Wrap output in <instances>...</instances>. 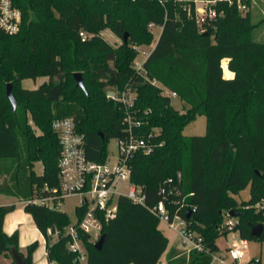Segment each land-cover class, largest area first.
<instances>
[{
	"label": "trees",
	"instance_id": "1",
	"mask_svg": "<svg viewBox=\"0 0 264 264\" xmlns=\"http://www.w3.org/2000/svg\"><path fill=\"white\" fill-rule=\"evenodd\" d=\"M12 1L23 16L17 33L0 30V160L16 165L0 193L26 201L57 185L56 118L73 117L85 134L88 156L104 160L109 140L126 132L124 107L106 93L110 87L126 89L135 93L133 112L142 122L135 132L152 144L131 158V181L143 187L146 201L119 198L115 217L104 227L102 249L86 243V264H158L169 244L153 211L160 201L206 245L189 253L172 247L168 264H211L220 251L217 239L232 231L247 241H264V211L257 207L264 199V42L253 37L264 18L252 22L251 0H244L245 11L237 0L211 3L218 15L205 29L196 20V0ZM111 10L124 16L113 17ZM155 26L161 27L157 39ZM106 28L122 39L128 31V41L112 44L101 34ZM81 31L88 34L85 40ZM151 45L137 68L142 47ZM224 61L230 77L224 76ZM75 72L82 73L86 89L77 85ZM40 76L48 80L36 88L21 85ZM8 83L19 104L15 111ZM173 93L188 104L185 110L173 105ZM199 115L207 118L206 132L186 135L185 127ZM36 162L43 164L41 173ZM248 186L249 198L238 201L234 195ZM14 208L0 205V256L19 250L18 231H4ZM25 210L46 238L50 262L82 264L68 247L69 236L51 241L48 233L65 229L71 222L67 212L40 204H26ZM227 218L235 223L227 226ZM257 224L263 231L254 236ZM37 247L35 241L21 251L26 264H33ZM250 262L264 264L261 258Z\"/></svg>",
	"mask_w": 264,
	"mask_h": 264
},
{
	"label": "built area",
	"instance_id": "2",
	"mask_svg": "<svg viewBox=\"0 0 264 264\" xmlns=\"http://www.w3.org/2000/svg\"><path fill=\"white\" fill-rule=\"evenodd\" d=\"M217 0H201L205 5L199 7L196 3L195 15L200 25L215 18L218 12L211 6ZM231 1V0H230ZM197 2V0H196ZM232 2V1H231ZM239 9L245 11L248 5L244 0H237ZM22 11L12 0H0V30L17 33L21 28ZM85 40L88 34L80 32ZM147 58L149 52L141 50ZM145 61V60H144ZM135 61V66L141 68L143 62ZM107 98L118 101L125 109V135L117 139V151L112 157L107 155L104 160L91 159L87 154L85 134L77 129L73 117L56 118L53 128L60 136L61 148L58 156L57 185L46 187V193L26 200V204H40L49 208L61 209L65 199L76 197V221H71L63 231L48 229V233L57 239L62 235L69 236V249L78 253L82 264L87 262L86 243L95 244L104 233V227L113 219L118 210V200L127 196L135 203L145 204L146 195L143 187L131 181V158L139 150H149L151 142L135 129L142 122L133 112L135 93L128 90H118L110 87ZM175 96V93H173ZM264 211V199L257 204ZM153 211L160 222L173 228L181 241L183 249L189 253L193 250L205 251L203 236L188 227L187 220L179 214L173 217L164 201H160ZM235 218H227V226H232ZM248 251V241L242 239L240 243L229 246L225 252L214 253L213 261L219 264H254L244 260ZM52 264H58L52 262Z\"/></svg>",
	"mask_w": 264,
	"mask_h": 264
},
{
	"label": "rangeland",
	"instance_id": "3",
	"mask_svg": "<svg viewBox=\"0 0 264 264\" xmlns=\"http://www.w3.org/2000/svg\"><path fill=\"white\" fill-rule=\"evenodd\" d=\"M197 5L199 7L205 5L204 2H201V0H197ZM110 13L113 15V17H123L124 14L120 13L119 11L111 10ZM250 13L252 17V21L254 23H257L261 21L264 18V0H251V6H250ZM127 17V16H125ZM202 29H205V24H203ZM156 39L159 37L161 33V27L155 26L153 28ZM261 32L262 38L258 36V33ZM101 34L104 36L105 39H107L109 42H111L114 45H119L122 43L123 39L121 36L115 34L111 29L106 28L102 30ZM255 40L264 41V22L260 23L256 30H255ZM153 46L148 47H142L146 50H151ZM145 55L142 51H140L138 57L136 58V61L141 62L144 59ZM48 80L47 76H40L37 79H30L26 78L21 80V85L26 88H36L44 81ZM7 92V90H6ZM172 103L177 109L185 110L188 106V104L184 101H182L180 98L173 96L172 97ZM19 105V104H18ZM30 123L34 127V129L39 132L38 128L34 125L33 121L30 120ZM206 126H207V118L204 115H199L197 118L193 121H191L184 129V133L186 135H193V134H204L206 132ZM108 153L110 156H114L117 151V139L112 138L108 142ZM15 161L8 160V161H2L0 160V183L5 180L13 179L14 171H15ZM35 171L37 173H41L43 171V164L41 162H36ZM238 201H241L245 198H248L249 196V187H246L242 189L238 194L234 195ZM25 198L21 197H14L9 196L0 193V205L1 204H14L15 208L6 215L5 221H4V231L8 233L10 226V223L17 224V227L15 228L19 233L20 243H19V250L22 252H26L27 247L23 245V241H28L33 243L35 241L38 242L37 251H44V244H45V236L43 233H41L39 230L36 229V224L33 220V217L28 214L25 210ZM76 203L77 198L76 197H70L65 199V201L62 203L61 209L68 213L70 220L76 221ZM173 238L175 239V245L182 248V244L180 239L176 236ZM173 239V240H174ZM56 237L53 236L51 241H55ZM242 238L240 237L238 232L232 231L228 235H222L217 239V244L220 247V253L225 252V250L233 245L234 241H237L240 243ZM35 250V251H36ZM262 259L264 261V241L260 240H250L248 241V251L246 253V256L244 260L246 262L253 260V259ZM0 262L1 264H12L13 259L11 255H1L0 256ZM215 264H219L218 261L215 260Z\"/></svg>",
	"mask_w": 264,
	"mask_h": 264
},
{
	"label": "crops",
	"instance_id": "4",
	"mask_svg": "<svg viewBox=\"0 0 264 264\" xmlns=\"http://www.w3.org/2000/svg\"><path fill=\"white\" fill-rule=\"evenodd\" d=\"M253 22V21H252ZM257 28V27H256ZM256 28L254 29V31H253V37H254V39H255V30H256ZM262 33L261 32H259L258 33V36L259 37H261L262 38V35H261ZM256 41H259V42H264V41H260V40H256ZM155 45V44H154ZM154 45H153V47H154ZM153 47L151 48V50L153 49ZM144 51H146V52H150L151 50H146L145 48H142ZM145 60V57H144V59L142 60V61H144ZM224 64H225V69H224V76L225 77H230L231 75H232V72H230L228 69H227V67H226V65H227V61H224ZM249 187V186H248ZM249 196H250V188H249ZM249 196H248V198H249ZM236 198V197H235ZM248 198H245V199H248ZM29 215H31L30 213H28ZM32 216V215H31ZM34 220V219H33ZM35 222V221H34ZM9 226H10V229H9V231H8V233L9 234H11V233H13L16 229V227H17V224H15V222L13 223H10L9 224ZM159 228L163 231V233L168 237V239H169V244H168V248H167V250L165 251V253L162 255V257L160 258V261L158 262V264H168V258H167V255H168V252H169V250L172 248V247H176V248H178V249H181V250H183V247L181 248V247H179V246H176L175 245V239L173 238V236L174 237H178L179 238V236H178V234H177V232L173 229V228H171L169 225H167L166 223H164V222H160V224H159ZM36 229L37 230H39L40 231V229L36 226ZM41 232V231H40ZM42 233V232H41ZM46 239V238H45ZM174 239V240H173ZM19 243H20V238H19ZM31 242H29V240L28 241H23V245H25L26 247L30 244ZM234 243H238L237 241H234L233 242V244ZM46 245H47V241L45 240V244H44V251H34V253H33V264H52V262H50V260L48 259V255H47V249H46ZM219 246V245H218ZM218 254H221L220 252L218 253ZM133 264V263H132Z\"/></svg>",
	"mask_w": 264,
	"mask_h": 264
},
{
	"label": "water",
	"instance_id": "5",
	"mask_svg": "<svg viewBox=\"0 0 264 264\" xmlns=\"http://www.w3.org/2000/svg\"><path fill=\"white\" fill-rule=\"evenodd\" d=\"M205 33H207V32L205 31ZM128 36H129L128 31H125L124 35H123V40L125 42L128 41ZM74 77L76 79L77 85L81 86L83 89H86V85H85V81H84V77H83L82 73L81 72H75ZM7 95L11 101L12 109H13V111H15L17 109V106H18V100L13 93L12 83H8V85H7ZM189 215H190V211H188L187 217H189ZM230 215L233 217H237L238 213H236L235 211H231ZM262 231H263V225L257 224L252 228V235L259 236L262 233ZM106 237H107V232H104L101 235V237L99 238V240L95 243V247L97 249H99V250L102 249V247L105 243ZM11 257H12L13 261L15 262V264H26L23 254L16 247L12 248Z\"/></svg>",
	"mask_w": 264,
	"mask_h": 264
}]
</instances>
